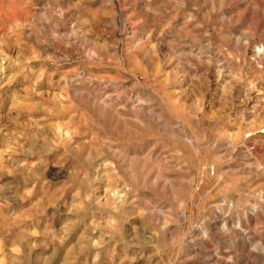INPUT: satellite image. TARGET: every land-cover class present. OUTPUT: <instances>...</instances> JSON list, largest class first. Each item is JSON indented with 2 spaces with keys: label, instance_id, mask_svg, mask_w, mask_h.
<instances>
[{
  "label": "rangeland",
  "instance_id": "obj_1",
  "mask_svg": "<svg viewBox=\"0 0 264 264\" xmlns=\"http://www.w3.org/2000/svg\"><path fill=\"white\" fill-rule=\"evenodd\" d=\"M217 259L264 264V0H0V264Z\"/></svg>",
  "mask_w": 264,
  "mask_h": 264
},
{
  "label": "bare ground",
  "instance_id": "obj_2",
  "mask_svg": "<svg viewBox=\"0 0 264 264\" xmlns=\"http://www.w3.org/2000/svg\"><path fill=\"white\" fill-rule=\"evenodd\" d=\"M261 49V48H260ZM261 50H258V53L260 52ZM261 54V53H260ZM224 226V225H223ZM226 227V225H225ZM195 249V248H194ZM201 250V249H200ZM207 259V258H206ZM213 259V258H212ZM221 259V258H220ZM208 260V259H207ZM215 261V260H214ZM206 262V261H205ZM207 264V263H206ZM209 264V262H208ZM213 264V263H212ZM214 264H223L219 259H217V261L214 263Z\"/></svg>",
  "mask_w": 264,
  "mask_h": 264
}]
</instances>
